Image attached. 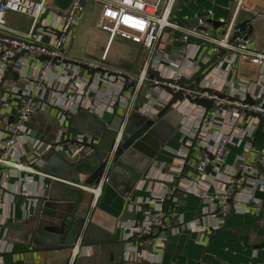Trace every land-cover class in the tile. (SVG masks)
Here are the masks:
<instances>
[{
	"label": "crops",
	"instance_id": "0c3cea01",
	"mask_svg": "<svg viewBox=\"0 0 264 264\" xmlns=\"http://www.w3.org/2000/svg\"><path fill=\"white\" fill-rule=\"evenodd\" d=\"M73 1L46 0L45 12L47 14L45 13L41 21L42 25L59 29L62 26L63 14ZM250 2L255 7L264 6V0H250ZM85 6L92 8L93 12L88 16L85 10L72 27L71 40L67 46L69 53L73 56H86L99 63H106L113 70H119L123 74L136 73L149 58V50L121 38L110 41L109 34L96 26L98 12L95 4L87 1ZM236 6L237 0H176L172 10V20L190 28L197 26V22L189 25L187 19L197 20L198 17L205 16L208 26H203V30L210 36L218 40L226 38L232 46H237L241 38H249L252 42L251 48L264 53V13L258 15L246 11L237 13ZM6 18L8 25L15 29L28 31L31 26V19L24 14L9 12ZM240 25L243 29L238 32L235 27ZM76 30L78 34H75ZM187 38L189 41L186 40ZM2 47L5 45L0 43V48ZM212 47L217 46L209 40L188 37L183 31L166 30L155 56L159 59L161 56L163 63L166 64L159 67L161 74L172 76L170 68L175 70L176 67H184L187 72L193 73L191 68L194 63L201 66L203 60H208L218 54L223 61L207 79V84H210L213 90L225 95L224 99L249 105L264 104V64L258 73L241 72L235 49L218 46L216 50H213ZM103 55H106L105 59L102 58ZM72 65L75 71L79 70L74 64ZM10 78L12 82L13 79L15 80L14 75L10 74ZM67 80V77L64 79L58 75L56 86L62 87ZM87 80L86 77L81 78L79 80L81 90L71 92V99L74 102L75 98L79 99L78 93L84 92ZM13 83L23 88L30 86V83L22 78ZM124 83L123 77L120 76L119 79L113 77L112 91H110L109 84H104L102 88L95 84L87 94L84 105L91 108V111L103 115V119L110 120L113 116V110L109 108L111 101L116 99ZM64 87L65 85L62 89ZM76 94L77 97H75ZM148 94L154 97L160 96L164 101L173 100V96L164 90L154 91L144 87L137 100V107L145 112L150 110ZM67 96L63 93L59 94L58 91L48 90L44 102L47 106L39 110L29 123L32 138L26 144L22 162L31 164L34 159H38L36 156H39L40 151H50L37 161L38 164L33 165L36 169L86 186H93L99 178L75 171V166L80 162L74 163L68 157L70 141H75L78 134L85 133L76 120H69L71 116L76 115V111L65 116L56 105L48 104L51 100L64 102ZM179 100H181L179 103L185 106L188 117L179 110L170 111L163 106H158L162 114L150 115L151 118L136 112L145 120L150 118L156 123L163 122L158 132L165 142V147L152 164L151 176L157 180L170 181L173 174L179 173L177 168L186 165L185 176L190 179V181L181 180V174L174 176V182L181 183L182 191L175 194L174 205L166 212L167 217L163 219V224L153 230L155 237L164 240L163 246L159 245L154 248L153 255L159 259L158 262H151L147 258L130 262L125 258L124 251L127 235L125 227L131 224H141L144 221L148 209L143 208V205L152 200L150 192L158 197L166 191L172 192L171 188H167L161 182H141L136 192L131 195L122 193L123 185L116 190L109 184H105L96 207L93 209H91L93 195L90 191L58 180H43L38 174L18 171L8 178L4 174L0 175V183L9 191L18 192L22 188V179L29 180L30 182L24 185V194L45 196L55 202L66 200L73 206V201L78 200V210L82 213H91L90 223L96 225L98 233L99 230H106L105 237H108V240L83 242L74 264H264V173L258 166L264 155V118H258L244 108L239 110L233 107L237 103H232L222 113L221 118L212 119L211 116L207 120L208 125L202 129L201 135L208 140H215L223 134H229L231 138L227 144L225 161L220 170L210 171L213 182L210 180L212 183L201 187L210 191L208 193L228 189L230 199L236 204L237 210L225 220L224 217L212 216L215 211L211 210L214 208L216 210L218 200H216V205L209 204L190 192V189H196V184H193L198 180V174L195 171L196 162L204 152L196 148L190 160L186 162L185 159L199 125L194 115L198 114L202 117L204 109L190 104L185 99L180 98ZM92 101L94 104H91ZM114 108H117L116 103ZM191 112H193L192 118L189 117ZM98 139L101 141V138ZM149 145L152 146V144ZM180 150L182 152L184 150V155L179 152ZM209 150L211 151L212 148L209 147ZM95 151H101L100 144ZM52 158H57V160L51 164ZM42 162H45L44 166L39 167ZM248 165L252 167L251 173L246 171L249 168L246 167ZM25 176L29 177L25 178ZM237 176L243 177L245 181L238 185L240 192L234 194L235 186H228V180ZM250 194L256 199L251 203L247 201ZM0 201V246H3L5 240L13 244L12 251H22L33 247L29 238L32 223L29 221L31 216L38 212L41 202L36 199H15L1 188ZM258 206L261 208L257 209ZM193 220L200 225L205 221V224H220L221 227L211 234H200L190 228V221ZM219 220L220 223H218ZM10 252L6 256L7 264H67L71 255L70 248L23 254ZM143 252L153 253L148 250ZM2 258L4 259L3 256ZM6 263L4 259V264Z\"/></svg>",
	"mask_w": 264,
	"mask_h": 264
},
{
	"label": "built area",
	"instance_id": "2783aa9c",
	"mask_svg": "<svg viewBox=\"0 0 264 264\" xmlns=\"http://www.w3.org/2000/svg\"><path fill=\"white\" fill-rule=\"evenodd\" d=\"M87 1L95 4L98 12L96 26L109 34L110 41H113L115 38H121L122 40L139 44L149 50V58L136 73L129 75L128 79L124 78L125 83L123 88L119 90L115 97L116 99L111 101L109 108H112V110L115 109L114 104L120 102L118 112L122 116V122L117 131L112 151L103 159V162L107 163V168H109L117 149L124 139L132 115L136 114V112L147 117H150V115H158L160 113L159 107H165L170 101V99L164 101L160 96H156V98L152 96L151 93L148 94L149 112H145L137 107V100L144 87L154 91L162 90L159 87L160 81L157 80L153 74H150V70L154 68L160 71L159 67L166 65L163 63L161 56L160 59L155 56L159 43L166 30L183 31L188 37L209 40L217 47L221 46L227 49H235L238 56L237 63L241 72L249 74L258 73L261 70V66L264 64V53L252 49V42L249 38H241L237 46H232L226 38L218 40L210 36L209 33L201 28L203 26H208L207 17L205 18V16L198 17L197 26L190 28L174 22L172 20V10L176 0H85V3ZM46 8V0H0V43L5 45V47L0 48V74L2 75L0 79V84L2 83L0 85V175L5 174L6 178H8L18 171H26L28 173L40 175L43 180H58L70 185H76L92 193L93 199L91 209H93L96 207L105 184H107L109 176L107 169L95 185L86 186L67 178L50 175L33 166L38 164L37 161L50 151H40L39 156H36L38 159H34L31 164H24L22 162L26 144L30 142L32 138V129L29 123L39 110L47 106L44 102L48 90H53L54 92L58 91L59 94H61V90L65 88L62 89V87L72 79L75 80L78 89L81 90L79 80L86 76L81 74L80 70L75 71L72 68V63H68L67 61L85 63L90 67L97 66L99 63L86 56H73L69 53L67 47L71 40L72 27L86 10V6L82 5V0H74L65 11L63 14L62 26L59 29L42 25L41 17L45 13ZM241 11L252 14L256 13L258 15L264 13V6L260 5L255 7L249 0H237L236 12L239 13ZM9 12L28 16L31 19L29 30L23 31L10 27L6 18ZM210 16H212L211 12ZM186 40L189 41V38ZM217 47H212V49L216 50ZM23 51H27L26 54L14 60L15 56ZM40 56H48L49 59L41 61L39 59ZM102 58L105 59L106 55H103ZM197 66L199 65L194 63L193 67L197 68ZM9 68H11V70H9ZM170 69L174 78H180L181 76L190 77L193 74L190 71L187 72L184 67H176L175 70L173 68ZM112 71L120 73L119 70ZM14 72L18 73V80L22 78L29 82L30 86L23 88L13 83L18 81L14 79L13 82L11 81L12 78H10V74L13 76ZM58 75L64 79L66 77L68 78L62 87H59V85L56 86ZM3 78H5L4 81H2ZM125 86H128V88L124 91ZM171 87L174 90L179 88L178 86L172 85ZM66 93H70V91ZM66 93H63V95L67 96ZM81 93L82 92H80V94ZM120 94L122 95L120 96ZM68 96L66 99L64 98V102L59 100L55 102L51 100L48 104L52 106L56 105L61 111L72 113L75 111V106H73L72 100L68 98ZM78 97L80 98V95ZM212 98L215 100V106L210 115L212 119L217 117L221 118L223 115L222 113L226 110L223 108L224 105L232 103H237L236 105L246 110L264 116V104L262 103L258 105H249L248 103L234 102L227 98ZM172 108L181 111L186 116L188 115V113L185 112V106H182L179 101L173 103ZM192 113L193 112L189 113V117L191 118ZM195 113L196 112H194V114ZM194 117L197 120V124H199L197 127L198 129L202 123L203 115L199 117L198 114H195ZM207 123L208 121L204 123L203 128L208 125ZM201 133L199 135L197 149L204 153L196 162L195 170L198 174V180L193 182V184H196V189H190V192L198 195L209 204L216 205V200H218V207H220L221 213L225 216L230 212L232 206H236L233 201H230L228 189L217 191V193H208L210 191L204 190L201 187L207 183L213 182V177L210 175L212 171L206 174L207 167L212 165V170H220V167L225 161L227 144L231 138L229 134H223L215 140H208L206 137H203ZM70 143L71 147L68 148L69 160L77 163L92 155L100 144V140L93 135L80 133L77 135L75 141H70ZM209 147L212 148L211 151ZM203 148L205 150H203ZM179 152L183 153V155L185 153L184 150L183 152L181 150ZM260 163L262 167H264V155L261 157ZM44 164L45 162H42L39 167H43ZM246 167H249L246 171L251 173L252 167L249 165ZM177 170L179 173L176 175L181 174V180L190 181V179L185 176L186 169L183 165L178 167ZM176 175L173 174L170 181H174V176ZM148 176H151V174ZM26 177L29 176H25V178ZM30 178L32 177L30 176ZM22 180L24 185L26 182H30L25 179ZM210 180H212V182ZM228 181L230 186H233L242 184L245 180L243 177L237 176ZM256 184L258 185L259 183ZM171 189L173 192V188ZM172 192L166 191L160 197L154 196L153 192H151L152 200L149 203L151 207L154 206L153 211L147 210L141 225L131 224L125 227L127 235L124 256L128 261L135 262L146 258L151 262L159 261V259L153 255L155 252L145 254L143 252L144 249H139V245L145 246L153 243L154 248L159 245H164V240L155 237L153 235V230L163 224V219L166 216L164 203L165 200L171 196L170 193ZM251 195L252 194L248 196L249 198L247 197V201L250 203L256 200L253 195ZM236 207L235 209L237 210ZM260 208L261 206H258L257 209ZM211 211H215V208ZM87 213L81 234L75 245L70 248L71 255L67 264H74L80 252V246L83 243L86 227L90 223L91 213ZM212 216L216 217L217 215L214 213ZM220 222L219 220L218 223ZM205 223L206 222L203 221L202 225H200L196 220H193L190 221V228L200 234H211L215 229L221 227L220 224L208 225ZM4 242L3 246H0V253L12 251L11 248L13 244H9L5 240ZM0 264H4L2 256H0Z\"/></svg>",
	"mask_w": 264,
	"mask_h": 264
},
{
	"label": "water",
	"instance_id": "95a60500",
	"mask_svg": "<svg viewBox=\"0 0 264 264\" xmlns=\"http://www.w3.org/2000/svg\"><path fill=\"white\" fill-rule=\"evenodd\" d=\"M82 5H85V0H82ZM45 13L47 14V12ZM45 13L42 15L41 21L46 15ZM186 21L189 23V25L194 24L195 21L197 22L196 19H187ZM235 28H237L238 32L243 29L242 25ZM26 52L27 51L21 52L15 56L14 60H16L19 56L26 54ZM39 59L43 61L48 60L49 57L40 56ZM222 61L223 59L220 58L218 54H215L207 61H204L201 66H197V68L192 67L191 70H194V72L190 77L181 76L180 78H174L173 76L162 75L158 69L153 68L150 70V74H153L155 78L160 81L159 87L173 96V100L171 99L164 108L170 109V104H173L176 101H181L179 100L181 98L189 101L192 105L195 104L196 106L204 109L202 123L197 129L192 144L189 146V154L185 159L186 162L190 160L192 152L198 147L199 135L202 132L203 125L210 117L211 112L214 109L215 100L212 97L225 98V95L213 90L212 86L207 84V79L212 75V73L217 69L218 65ZM67 62L74 64V66L80 70L81 74L85 75L88 79L86 87L84 88V92L81 94L78 93L80 98L75 102L71 99V92L73 93L78 89L74 79L68 82L65 85V88L61 90L62 93L70 91L68 98L72 100L73 106H75L76 115L71 116L69 120H76L83 132L90 133L94 137L101 138V151H95L88 158L77 164L75 166V171L82 172L87 175H93V177L98 179L107 169L109 173L107 184L114 187L116 190H118L120 185H123L122 193L125 195H131L132 193L136 192V189L141 182L148 183L159 181L167 188H173L175 185L173 188V193L165 200L164 203L167 212L169 208L173 207L172 205H174L173 202L175 199V194L182 191L180 183L176 184L178 181H164L162 179L157 180L152 176H148L151 174L150 172L152 164L154 161H156L157 157L162 152V149L165 147V142L162 140L161 134L158 132L163 122L156 123L155 121H148L151 119L145 120V118L135 120V114L132 115L124 139L117 149L109 168H107V163L103 162V159L107 157V155L112 151L117 131L122 122V116L118 112L120 102H116L117 108L113 110L112 118L110 120H106L102 118L103 115H99L97 112L91 111V108H87L84 105V100L95 84H97V86L100 88H102L104 84H109L111 87L110 91H112L111 83L113 77L119 79V76H121L125 79H128L129 75L123 74L122 72H113V69L106 63L100 62L97 66L90 67L88 64L77 61ZM9 70H11V68H9ZM14 77L15 80H18V73L14 72ZM4 80L5 78L2 79V81ZM171 85L178 86L179 88L174 90ZM127 88L128 86H125L124 91L127 90ZM122 94H120V96ZM75 97H77V94ZM76 99L77 98H75V100ZM91 104H94V101H92ZM228 106L229 105H224L223 108L227 109ZM233 107H236L239 110L242 109V107L236 105ZM62 112L65 116H69L68 112ZM160 114L162 113L160 112L158 115ZM252 114L258 118H264V116L261 114L254 112H252ZM149 144H152V146ZM203 150L205 149L203 148ZM258 166L262 168L264 173V167H262L260 162L258 163ZM184 167L186 168V165ZM212 167V165L207 167L208 173H210ZM181 177L182 175H180V179ZM228 186H230V184H228ZM234 186V194H237L240 192V190L238 185ZM243 186H245V184ZM0 188L5 193L11 194L15 199H36L41 202L38 212L31 216L29 221L32 223L29 238L34 246L22 251H12L10 253L23 254L26 252L37 251H59L66 250L75 245L84 227V219L86 218L87 214V212L82 213L78 210V200L73 201V206L71 202L66 200L55 202L50 198H46L45 196L41 195H26L23 192V183L22 188H20L18 192L9 191L1 183ZM150 195H152L151 192ZM230 201L232 200L230 199ZM143 208L153 211V208L150 206L149 202L144 204ZM235 212L236 209L234 206H232L230 212L225 216H223L221 213L220 207H217L214 213L218 217H224L225 220H227ZM95 227L96 225L91 223H89V225L86 227L83 239L84 243L108 240V237H105V232L107 233V231L102 230V232L99 230V234L98 229ZM139 249L148 250L149 252L153 253L155 252L153 243L148 247L139 245ZM8 254L9 252L0 253V256L4 257L5 263L7 261L6 256Z\"/></svg>",
	"mask_w": 264,
	"mask_h": 264
},
{
	"label": "rangeland",
	"instance_id": "374dc122",
	"mask_svg": "<svg viewBox=\"0 0 264 264\" xmlns=\"http://www.w3.org/2000/svg\"><path fill=\"white\" fill-rule=\"evenodd\" d=\"M93 12V9L92 8H90V7H87L86 8V15H88V16H90L91 15V13ZM25 18H27V17H25ZM28 19V18H27ZM83 19H84V17H83ZM82 19V20H83ZM30 21V20H29ZM28 22V21H27ZM75 34H78V32H77V30H76V32H75ZM170 111H176V109H174V108H172V103L170 104ZM134 118H135V120H140V119H142V116H140V115H138V114H135L134 115ZM148 119H150V118H148ZM148 121H152V120H148ZM53 160L51 161V164H52V162L54 161V160H57V158H52Z\"/></svg>",
	"mask_w": 264,
	"mask_h": 264
},
{
	"label": "bare ground",
	"instance_id": "6f19581e",
	"mask_svg": "<svg viewBox=\"0 0 264 264\" xmlns=\"http://www.w3.org/2000/svg\"><path fill=\"white\" fill-rule=\"evenodd\" d=\"M250 1V0H249Z\"/></svg>",
	"mask_w": 264,
	"mask_h": 264
}]
</instances>
